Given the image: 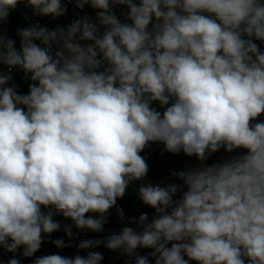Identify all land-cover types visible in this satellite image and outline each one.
<instances>
[{"label":"clouds","instance_id":"9594fccd","mask_svg":"<svg viewBox=\"0 0 264 264\" xmlns=\"http://www.w3.org/2000/svg\"><path fill=\"white\" fill-rule=\"evenodd\" d=\"M100 249L264 264V0H0V264Z\"/></svg>","mask_w":264,"mask_h":264},{"label":"rangeland","instance_id":"374dc122","mask_svg":"<svg viewBox=\"0 0 264 264\" xmlns=\"http://www.w3.org/2000/svg\"><path fill=\"white\" fill-rule=\"evenodd\" d=\"M16 17H18V14H14ZM19 18V17H18ZM13 21V20H12ZM18 23H20V19H18ZM186 162V159L184 157H172L170 155H164L160 156L158 153H154L150 160L149 164L152 168V172L150 175L154 177L155 179L159 180L164 175L167 174L168 170L172 167L179 168ZM130 204L136 208L138 211V208L135 206L132 200L128 199ZM131 206V207H132ZM133 208V207H132ZM139 210H145V209H139Z\"/></svg>","mask_w":264,"mask_h":264},{"label":"built area","instance_id":"2783aa9c","mask_svg":"<svg viewBox=\"0 0 264 264\" xmlns=\"http://www.w3.org/2000/svg\"><path fill=\"white\" fill-rule=\"evenodd\" d=\"M18 17H19V15H18ZM18 19H20V23H23V21L21 20L20 17ZM132 207L134 208V210H136V208L134 206H132ZM136 212H138V211L136 210ZM55 251H57V250L54 247H52L50 245H45L43 250H42V253H40V254H44V253H47V252H55ZM72 251H74V250H72ZM72 251L65 250L61 254H72ZM104 264H108L106 260H105Z\"/></svg>","mask_w":264,"mask_h":264},{"label":"trees","instance_id":"16d2710c","mask_svg":"<svg viewBox=\"0 0 264 264\" xmlns=\"http://www.w3.org/2000/svg\"><path fill=\"white\" fill-rule=\"evenodd\" d=\"M12 19L16 20L15 24H18V17L14 16L12 17ZM121 204H123L126 208V211L132 215V214H137L136 210H134V208H132L131 204L129 203L128 199L121 201Z\"/></svg>","mask_w":264,"mask_h":264},{"label":"crops","instance_id":"0c3cea01","mask_svg":"<svg viewBox=\"0 0 264 264\" xmlns=\"http://www.w3.org/2000/svg\"><path fill=\"white\" fill-rule=\"evenodd\" d=\"M15 15H13L12 17H14ZM12 19V18H11ZM13 21V23L15 24V22H16V20H14V19H12ZM101 251H104L105 252V256H106V261H107V263H108V259L112 256V254L111 253H108L106 250H103V249H100ZM117 264H119V262H117Z\"/></svg>","mask_w":264,"mask_h":264}]
</instances>
